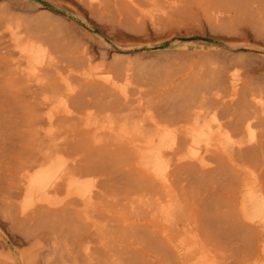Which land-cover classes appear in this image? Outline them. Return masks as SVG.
I'll use <instances>...</instances> for the list:
<instances>
[{"label":"rangeland","instance_id":"obj_1","mask_svg":"<svg viewBox=\"0 0 264 264\" xmlns=\"http://www.w3.org/2000/svg\"><path fill=\"white\" fill-rule=\"evenodd\" d=\"M245 1L0 0L6 71L0 78L1 129L13 134L0 160V264H87L80 242L97 244L95 255L106 256L105 264L111 254L122 264H246L238 262L244 247L264 242L262 162L220 153L207 171L191 158L204 149L181 133L166 179L145 170L153 149L170 140L169 132L183 126L217 133L208 124L211 111L197 122L176 123L167 116L188 84L221 85L227 101L244 82L247 88L264 83V30ZM236 6L248 10L245 17L216 21V11ZM21 48L27 59L15 54ZM45 96L51 98L48 106ZM58 101L70 110L50 125L45 117ZM36 151L57 155L52 182H46L49 163L22 169ZM186 154L187 160L180 159ZM58 202L68 203L62 211L51 210ZM35 206L33 215L21 216ZM99 241L108 243L110 255ZM263 259L259 251L253 261Z\"/></svg>","mask_w":264,"mask_h":264},{"label":"bare ground","instance_id":"obj_2","mask_svg":"<svg viewBox=\"0 0 264 264\" xmlns=\"http://www.w3.org/2000/svg\"><path fill=\"white\" fill-rule=\"evenodd\" d=\"M77 1V0H75ZM92 4H100L101 0H87ZM116 1V0H115ZM226 1V0H225ZM241 3L240 1H236ZM235 2V4H236ZM246 3H250V10L252 14V20H254L257 23H260L263 30H264V0H246ZM233 3V2H231ZM116 4V3H115ZM200 4V3H199ZM149 5V4H148ZM222 5V4H221ZM238 5V4H237ZM247 5V4H246ZM246 5H244L246 7ZM101 6V5H100ZM177 6V5H176ZM153 7V6H151ZM173 7V6H172ZM199 7V6H198ZM216 8V7H215ZM103 9V8H102ZM248 9V8H247ZM104 10V9H103ZM246 8H240L236 6L235 9L232 10V8H223L219 11L215 12V18L217 20H221L223 18H227L228 20H232L236 15H239L240 18L241 16H244L247 14ZM175 12V11H174ZM213 14V12H211ZM108 15V14H107ZM167 17V16H166ZM94 19V18H93ZM173 19V18H172ZM171 19V20H172ZM243 19V18H242ZM241 19H239L240 21ZM244 20V19H243ZM24 21V20H23ZM139 21V20H138ZM242 21V20H241ZM229 22V21H228ZM244 22V21H243ZM184 23V22H182ZM226 23V21H225ZM247 23V22H246ZM139 24V23H138ZM185 24V23H184ZM214 25V24H213ZM218 24H216L217 26ZM257 25V24H256ZM257 27V26H255ZM260 28V27H259ZM165 29V28H164ZM232 29V28H231ZM29 30V29H28ZM34 30V29H33ZM37 30V29H36ZM250 30V29H249ZM252 31V30H251ZM112 32V31H111ZM28 33H30L28 31ZM40 33V32H39ZM42 34V33H41ZM26 35V34H25ZM28 35V34H27ZM35 35V34H34ZM30 37H36V36H30ZM228 37V36H227ZM251 37V36H250ZM249 37V38H250ZM58 39V38H57ZM49 40V39H48ZM46 41V40H45ZM34 42V41H33ZM58 42V41H56ZM64 42V41H63ZM5 42H1L3 44ZM35 43V42H34ZM62 46V44H61ZM68 46V45H67ZM9 47H4L5 50H7ZM53 49V48H52ZM72 49V48H71ZM237 49V48H236ZM26 49L21 48L18 49L17 52H15L16 55H18L19 60L22 59H27L26 55ZM202 51V50H201ZM211 52V51H210ZM230 52V51H229ZM76 53V52H75ZM4 54H10L8 51H5ZM199 54V53H198ZM66 55V54H65ZM203 55V54H202ZM6 56V55H5ZM4 56V57H5ZM218 56V55H217ZM243 56V55H241ZM246 56V55H245ZM212 57V56H211ZM231 57V55H230ZM241 58V57H240ZM239 58V59H240ZM2 59V58H0ZM83 59V58H82ZM215 59V58H214ZM226 59V58H225ZM238 59V58H237ZM236 59V60H237ZM247 59V58H245ZM85 60V59H84ZM206 60V59H205ZM241 60V59H240ZM72 61V59H71ZM254 61V60H253ZM192 62V61H191ZM227 62V61H226ZM243 62V61H242ZM173 63V62H172ZM225 63V62H224ZM230 63V60H229ZM238 63V62H237ZM252 63V62H251ZM211 64V63H210ZM233 64V62H232ZM16 65V64H15ZM118 65V64H117ZM199 65V64H198ZM223 65V64H222ZM246 65V64H245ZM72 66V65H71ZM119 66V65H118ZM222 67V66H221ZM227 67V66H226ZM234 67V66H233ZM257 67V66H256ZM73 68V67H72ZM115 67H113L112 70H114ZM121 68V66H120ZM119 68V69H120ZM249 68V67H248ZM3 61L0 60V78L3 77L6 73L5 70H3ZM75 69V68H74ZM78 69V68H77ZM82 69V68H81ZM117 69V68H116ZM210 69V68H209ZM258 69V68H257ZM79 70V69H78ZM135 70V69H134ZM205 70V69H204ZM206 71V70H205ZM220 71V70H219ZM225 71V70H224ZM14 72V71H12ZM218 72V71H217ZM224 73V72H223ZM222 73V74H223ZM240 73V72H239ZM135 74V73H134ZM204 74H206L204 72ZM251 74V73H250ZM20 75V74H19ZM117 75V73H116ZM136 75V74H135ZM183 75V74H182ZM26 76V75H24ZM124 76V74H123ZM205 76V75H204ZM208 76V75H207ZM210 76V75H209ZM223 76V75H222ZM221 76V77H222ZM242 76V75H241ZM262 76V75H261ZM264 76V75H263ZM119 77V76H118ZM56 78V77H54ZM80 78V77H79ZM121 78V77H120ZM120 78L118 80H120ZM207 78V77H206ZM84 79V78H83ZM211 79V78H210ZM209 79V80H210ZM213 79V78H212ZM260 79V78H259ZM264 79V78H263ZM123 80V79H122ZM221 80V79H220ZM17 81V80H16ZM32 81V80H31ZM121 81V80H120ZM213 81V80H212ZM193 82V81H192ZM220 82V81H219ZM221 83V82H220ZM230 83H232V80H230ZM18 84V83H16ZM199 84V83H198ZM254 87L247 88L248 83L244 82L242 84V87H245L241 89L240 87L237 89V91H233L231 95H235L236 97L230 98L227 101H224L223 95H221L219 92L222 91V88L220 86L216 87L210 86L209 84L206 85H189L188 88L182 93L181 98H180V103L177 104V107H172L169 109L167 112V116L169 117H174V121L176 123H183V122H189V121H194L197 122V120L206 112H213V116L209 119L208 124H214L216 126L217 133H206L204 128L201 130H197L195 128H187L186 130H181L183 126L180 128H177L174 130V132H169L171 134V138L168 142L164 144H159L156 149H153V152L149 155L148 161L149 165L146 166L147 172L152 174L157 179H166L167 177V172L166 168L168 163L174 158L177 152V140L180 136V134H184L187 136H191L192 143L196 145L198 149H204V153H194L191 158L193 159V163L197 164L200 166L202 169L209 170L212 167L211 165L214 164V162L217 161V157L220 156V153L226 155H238V158L240 160L242 159H247V158H252L254 162H262L264 164V151L262 150V143L264 142L262 138L264 137V131H263V126H264V83H261L258 85V82L256 83ZM187 85V84H185ZM233 86V85H231ZM39 87V86H37ZM223 87V86H222ZM3 88V87H2ZM11 89V88H10ZM185 89V88H184ZM215 89V90H214ZM3 90V89H2ZM13 90V89H11ZM246 90V91H245ZM8 91V90H7ZM17 91V90H16ZM92 91V90H90ZM18 92V91H17ZM23 92V91H22ZM21 92V93H22ZM32 92V91H31ZM137 92V91H136ZM83 93V92H82ZM7 94V93H6ZM11 94V93H10ZM146 94V93H145ZM2 95V94H1ZM0 95V96H1ZM13 95V94H12ZM26 95V94H25ZM31 95V94H30ZM68 96L71 97V94L68 93ZM83 95V94H82ZM135 95V94H134ZM4 96V95H3ZM14 96V95H13ZM27 96V95H26ZM29 96V95H28ZM87 96V94H86ZM32 97V96H31ZM30 97V98H31ZM12 97H10L11 99ZM94 98V97H93ZM14 99V98H13ZM31 100V99H30ZM99 100V99H98ZM128 100V99H127ZM14 101V100H13ZM75 101V100H74ZM120 101V100H119ZM152 101V100H151ZM70 102V101H69ZM101 102V101H100ZM107 102V101H106ZM115 102V101H114ZM31 103V102H30ZM44 103L48 106L51 104V98L45 96L44 97ZM98 103V102H97ZM102 103V102H101ZM152 103V102H151ZM222 103V106H219ZM0 160L1 158L4 157V152L7 150L8 146L12 144V142L8 143V140L10 139V136L12 137V133H8L7 131H3L2 128V111H3V102L0 101ZM27 104V103H26ZM76 104V103H75ZM153 104V103H152ZM22 105V104H21ZM20 105V106H21ZM73 105V104H72ZM101 105V104H99ZM155 105V104H154ZM25 106V105H24ZM103 106V104H102ZM158 107V106H157ZM156 107V109H157ZM166 107V106H165ZM252 110V108H254ZM101 108V106H100ZM104 108V107H103ZM70 107L68 106L67 103H63L61 101H58V104L54 106L52 109L48 110L47 115L45 117V120L48 124H53L54 121L58 118L61 117L60 113H63L62 117L68 116ZM103 110V109H102ZM258 110L260 112H258ZM7 111V110H6ZM24 111V110H23ZM75 111V110H74ZM104 111V110H103ZM108 111V109H107ZM106 111V112H107ZM135 111V110H134ZM163 111V110H162ZM113 113V110H112ZM169 113V114H168ZM8 114V113H7ZM86 114V113H85ZM134 114V113H133ZM163 114V112H162ZM212 114V113H211ZM141 116V115H140ZM21 117V116H20ZM157 116H152L153 123L157 124L159 123L157 119H155ZM126 118V117H125ZM131 118V117H130ZM207 118H209L207 116ZM13 119V118H12ZM19 119V118H17ZM42 119V118H41ZM202 119V118H201ZM127 120V119H126ZM131 120V119H130ZM5 121V118H4ZM20 121V120H19ZM72 122V121H71ZM84 122V121H83ZM169 122V121H168ZM39 123V122H37ZM81 123V122H80ZM128 123V122H127ZM39 125V124H37ZM131 125V124H130ZM6 126V125H5ZM14 128V127H13ZM16 128V127H15ZM23 128V127H22ZM64 128V127H63ZM95 129V128H94ZM23 130V129H22ZM64 130V129H63ZM24 131V130H23ZM22 131V133H23ZM65 131V130H64ZM67 131V130H66ZM165 131V129H164ZM158 132V131H157ZM162 132V131H160ZM25 133V132H24ZM44 133V132H43ZM65 133V132H64ZM21 134V133H20ZM42 134V133H40ZM45 134V133H44ZM23 135V134H22ZM85 135V134H83ZM28 136V135H27ZM58 135H56L57 137ZM24 137V136H23ZM115 137V136H114ZM120 137V135H119ZM216 137H219V139H216ZM61 138V136H60ZM111 138V137H110ZM74 139V138H73ZM116 139V138H114ZM185 140V138H183ZM70 140V139H69ZM70 142V141H69ZM72 142V141H71ZM77 142V141H76ZM80 142V141H79ZM30 143V142H29ZM37 143V142H35ZM112 143V142H111ZM32 144V143H31ZM113 144V143H112ZM68 145V144H67ZM74 145V144H73ZM188 145V143H187ZM184 146V144H183ZM186 146V145H185ZM15 147V146H14ZM73 148V147H72ZM84 148V146H83ZM12 149V146H11ZM15 149V148H14ZM99 149V148H98ZM9 150V148H8ZM81 150V149H80ZM125 150V149H124ZM16 151V150H15ZM29 151V150H27ZM10 152H13L10 150ZM106 152V151H105ZM104 152V153H105ZM15 153V152H14ZM13 153V154H14ZM32 153V152H31ZM108 153V152H107ZM10 154V153H8ZM74 154V153H73ZM72 154V156H73ZM93 154V153H91ZM122 154V153H121ZM62 155V154H61ZM119 155V154H118ZM15 156V155H14ZM57 155L55 153H40V151H36L32 154L31 157L27 158L25 162L22 165L23 170H30L33 169L34 166L38 165H45V164H50L45 171H47L48 176L46 177V182H49L52 178V163L54 162V159L56 158ZM71 156V157H72ZM123 156V155H122ZM66 157V156H65ZM99 157V156H98ZM76 158V157H75ZM189 158V155L186 154L185 156L181 157L180 159L187 160ZM234 158V157H233ZM42 160V161H41ZM62 160V159H61ZM87 160V159H86ZM14 161V160H13ZM95 161V160H94ZM102 161V160H101ZM191 161V160H190ZM93 162V161H92ZM215 162V163H216ZM221 162V161H220ZM148 163V162H147ZM219 163V162H218ZM222 163V162H221ZM220 163V164H221ZM224 163V162H223ZM222 163V164H223ZM21 164V163H19ZM103 164V163H102ZM219 164V165H220ZM113 165V164H112ZM262 165V164H261ZM19 166V165H18ZM97 166V165H96ZM127 166V165H126ZM221 169L225 165H220ZM219 166V167H220ZM231 166V165H230ZM92 167V166H91ZM90 167V168H91ZM94 167V166H93ZM104 167V166H103ZM214 166V168H219ZM41 168V167H40ZM123 168V167H122ZM262 170V167H260ZM63 169V168H62ZM61 169V170H62ZM111 169V168H110ZM220 169V170H221ZM238 170V169H235ZM232 170V171H235ZM97 171V170H96ZM101 171V170H100ZM103 171V170H102ZM109 171V170H108ZM125 171V170H124ZM212 171V170H211ZM95 172V171H94ZM99 172V171H97ZM214 172V171H213ZM237 172V171H236ZM140 173V172H139ZM96 174V173H95ZM133 174V173H132ZM115 175V174H114ZM134 175V174H133ZM243 175V173H242ZM118 176V175H117ZM238 176V175H237ZM59 177V176H58ZM239 177V176H238ZM24 179L26 182H29V177L24 176ZM35 180H39V178H34ZM111 179V177H110ZM109 179V180H110ZM143 179V178H142ZM226 179V178H225ZM4 180V179H3ZM7 180V179H5ZM112 180V179H111ZM110 180V181H111ZM141 180V179H140ZM158 181V180H157ZM52 182V180H51ZM148 182V181H147ZM156 182V180H155ZM261 182V181H260ZM263 182V181H262ZM117 183V182H116ZM157 183V182H156ZM179 183V182H178ZM53 184V183H52ZM59 184V183H58ZM98 184V182H97ZM114 184V183H113ZM173 184V183H172ZM1 185V184H0ZM48 185V184H47ZM54 185V184H53ZM101 185V184H100ZM111 185V184H110ZM109 185V186H110ZM155 185V184H153ZM158 185V184H157ZM98 186V185H97ZM108 186V187H109ZM163 186V185H162ZM104 187V186H103ZM107 187V186H106ZM131 187V186H130ZM129 187V188H130ZM153 187V186H152ZM158 188V187H157ZM156 188V189H157ZM262 188V187H260ZM113 189V187H112ZM111 189V190H112ZM159 189V188H158ZM62 190V189H61ZM110 190V189H109ZM114 190V189H113ZM137 190V189H136ZM179 190V189H178ZM116 191V190H115ZM61 192V191H60ZM129 192V191H128ZM159 192V191H158ZM187 192V191H186ZM46 193H49L47 191ZM88 193V192H87ZM98 193V192H97ZM123 193V192H122ZM161 193V192H160ZM120 194V193H119ZM118 194V195H119ZM132 194V193H130ZM152 194V192H151ZM164 194V193H162ZM107 195V194H106ZM110 195V194H109ZM145 195V194H144ZM153 195V194H152ZM86 196V195H85ZM94 196V195H93ZM121 196V195H120ZM155 196V195H154ZM168 196V195H167ZM183 196V195H181ZM124 197V196H123ZM142 197V196H141ZM165 197V196H164ZM187 197V196H186ZM38 198V195L35 194L33 196V201L32 205L35 204L36 199ZM145 198V197H144ZM122 199V198H121ZM164 199V198H163ZM108 200V199H107ZM119 200V199H118ZM207 200V199H206ZM113 201V200H112ZM193 201V200H191ZM190 201V202H191ZM99 202V201H98ZM97 202V203H98ZM189 202V204H191ZM67 203H63L62 205H59L58 203L54 204L53 209L54 211H62L65 209V206H67ZM73 203V202H72ZM95 203V202H94ZM100 203V202H99ZM111 203V202H110ZM183 203V202H182ZM74 204V203H73ZM79 204V203H78ZM113 204V202H112ZM134 204V202H133ZM204 204V203H203ZM59 205V206H58ZM98 205V204H97ZM101 205V204H100ZM104 205V204H103ZM114 205V204H113ZM136 205V204H135ZM217 205V204H216ZM228 205V204H227ZM226 205V206H227ZM230 205V204H229ZM13 206V204H12ZM16 206V205H15ZM74 206V205H73ZM93 206V205H92ZM10 207V206H9ZM220 207V206H219ZM36 206L34 208H31L28 212L25 210L21 212V216L23 218L27 217L30 213H33L36 211ZM101 208V207H100ZM109 208V207H108ZM88 209V208H87ZM112 209V208H111ZM155 209V207H154ZM20 210V208H19ZM91 210V209H90ZM115 210V209H114ZM141 210V209H140ZM151 210V209H150ZM66 211V210H65ZM74 211V210H73ZM12 212V211H11ZM80 212V211H78ZM100 212V211H99ZM137 212V211H136ZM16 213V211H15ZM29 213V214H28ZM68 213V212H67ZM101 213V212H100ZM38 214V212H37ZM72 214V213H71ZM82 214V213H81ZM96 214V212H95ZM243 214V213H242ZM17 215V213H16ZM103 215V214H101ZM226 215V214H225ZM67 216V214H66ZM74 216H77L74 215ZM229 216V215H228ZM80 217V216H79ZM82 217V215H81ZM220 217V216H219ZM69 218V217H68ZM105 218V217H104ZM192 218V217H191ZM8 219V218H7ZM21 219V218H20ZM81 219V218H80ZM84 219V218H82ZM98 219V218H97ZM96 219V221H97ZM121 219V218H120ZM104 220V219H103ZM227 220V219H226ZM241 220V219H239ZM247 221L246 219H244ZM21 221V220H20ZM122 221V220H121ZM201 221V220H200ZM228 221V220H227ZM233 221V220H232ZM231 221V222H232ZM22 222V221H21ZM82 222V221H81ZM126 222V221H125ZM23 223V222H22ZM118 223V222H117ZM250 223V222H249ZM14 224V223H13ZM99 224V223H98ZM139 224V223H138ZM227 224V223H226ZM74 225V224H73ZM91 225V224H90ZM93 225V224H92ZM119 225V224H118ZM122 225V224H121ZM234 225V224H233ZM247 225V224H245ZM120 226V225H119ZM129 226V225H128ZM203 226V225H202ZM237 226V225H236ZM244 226V225H243ZM99 227V226H98ZM97 227V228H98ZM118 227V226H117ZM132 227V226H130ZM175 227V226H174ZM229 227V226H228ZM94 228V227H93ZM100 228V227H99ZM72 229V227H71ZM179 229V228H178ZM243 229V228H242ZM91 230V229H90ZM136 230V229H135ZM134 230V231H135ZM236 230V229H235ZM234 230V231H235ZM9 231V230H8ZM74 231V229L72 230ZM88 231V230H87ZM92 231V230H91ZM106 231V230H105ZM55 232V231H54ZM53 232V233H54ZM75 232V231H74ZM73 232V233H74ZM33 233V232H32ZM127 234V233H126ZM129 235V233H128ZM152 236V234L150 235ZM129 237V236H128ZM159 237V236H158ZM51 238V237H50ZM207 238V237H205ZM241 238V237H240ZM84 239V238H83ZM125 239V238H123ZM122 239V240H123ZM128 239V238H127ZM210 241V240H209ZM213 241V239H212ZM100 242V241H99ZM124 241H122L123 243ZM160 242V241H159ZM207 242V241H205ZM211 242V241H210ZM243 242V241H242ZM93 242H80L83 255L88 259L89 264H105V257H99L95 255L94 250L97 248L96 246H92ZM208 243V242H207ZM215 243V242H214ZM121 244V243H120ZM153 243H151L152 245ZM211 244V243H210ZM209 244V245H210ZM220 244V243H218ZM240 244V243H239ZM62 245V244H61ZM122 245V244H121ZM208 245V246H209ZM59 246V245H56ZM159 246V245H158ZM53 247V246H52ZM100 248L104 250L105 254H109L111 251L110 247L108 246L107 242H100ZM99 248V250H101ZM157 249V248H156ZM216 249V248H215ZM162 250V249H161ZM160 251V249H159ZM166 251V250H165ZM173 251V250H172ZM179 251V250H178ZM212 251V250H211ZM218 251V250H217ZM240 251V250H239ZM262 252L264 255V242H251L247 246L244 247V249L240 252L241 254L239 255L238 262H243L246 264H255L254 263V257L258 252ZM52 252H54L52 250ZM51 252V253H52ZM58 252V251H57ZM102 252V251H101ZM171 252V251H170ZM181 252V251H180ZM123 253V252H122ZM223 253V252H222ZM110 255V254H109ZM113 258L110 260V264H122V261L119 257H116L114 254H111ZM191 255V254H190ZM173 256V255H172ZM55 257V256H54ZM80 257V256H79ZM174 257V256H173ZM108 258V257H107ZM86 259V260H87ZM106 260H109L106 259ZM140 260V259H139ZM78 261V260H77ZM80 261V260H79ZM264 264V259L263 261L261 260ZM60 263V262H59ZM58 263V264H59ZM87 263V261H86ZM87 263V264H88ZM139 263V262H138ZM109 264V263H108ZM156 264V263H155Z\"/></svg>","mask_w":264,"mask_h":264}]
</instances>
